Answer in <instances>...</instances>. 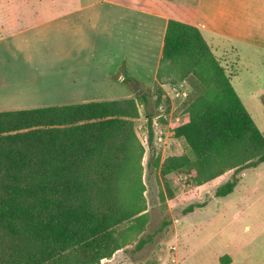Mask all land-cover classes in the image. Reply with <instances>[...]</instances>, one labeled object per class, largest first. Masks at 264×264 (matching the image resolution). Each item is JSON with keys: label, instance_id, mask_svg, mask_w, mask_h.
I'll list each match as a JSON object with an SVG mask.
<instances>
[{"label": "trees", "instance_id": "16d2710c", "mask_svg": "<svg viewBox=\"0 0 264 264\" xmlns=\"http://www.w3.org/2000/svg\"><path fill=\"white\" fill-rule=\"evenodd\" d=\"M186 80L201 93L172 127L184 153L162 163L153 156L147 114V167L162 177L184 173L191 187L231 175L203 201L175 209L176 220L230 196L243 172L264 164V137L220 60L198 28L170 19L150 94L154 107L168 111L162 86ZM124 82L133 98L0 111V264H99L152 243L154 235L144 234V147L135 132L149 95L130 76ZM159 199L166 209L165 194ZM170 224L163 221L154 234ZM219 264L232 263L222 255Z\"/></svg>", "mask_w": 264, "mask_h": 264}, {"label": "crops", "instance_id": "0c3cea01", "mask_svg": "<svg viewBox=\"0 0 264 264\" xmlns=\"http://www.w3.org/2000/svg\"><path fill=\"white\" fill-rule=\"evenodd\" d=\"M10 11L15 14L8 17ZM170 19L198 28L210 40H264V0L0 3V111L133 98L124 76L131 77L136 61L148 60L154 61L155 76ZM227 75L231 83L234 75ZM170 130L162 123L153 134L163 145L180 141ZM220 178L211 190L226 180ZM222 255L232 264H264V164L243 172L230 196L212 198L175 221L172 264H219Z\"/></svg>", "mask_w": 264, "mask_h": 264}, {"label": "rangeland", "instance_id": "374dc122", "mask_svg": "<svg viewBox=\"0 0 264 264\" xmlns=\"http://www.w3.org/2000/svg\"><path fill=\"white\" fill-rule=\"evenodd\" d=\"M69 1L75 2V0ZM25 2H29V0H0V3L10 6ZM38 2L63 3L68 2V0H38ZM13 14L15 12H7L8 17ZM213 37L212 40L206 37L204 39L212 46L215 56L222 60V66L226 73L234 75L231 78V84L256 128L264 137V40L262 44H259L249 40L240 41L237 38L229 39L214 35ZM152 52H154V48H152ZM119 64L123 67L121 61ZM140 64H145L151 69H143ZM153 64L154 61L152 60L136 61L135 66L129 69L131 77L149 95V106L146 109L143 105L139 106L140 116L135 121V132L144 147V155L141 161L142 181L145 184L144 197L147 202L149 217L144 234L154 235L153 241L136 254H132L130 252L132 247H128L126 250L116 252L110 259L100 261L99 264H172L175 245V209L184 207L193 201H203L206 195L204 194L205 191H209V195H211V185H217L218 181H221L219 177V180L213 184L192 190L195 187L189 186L188 180L180 179L186 174L177 173L162 177L158 171H154L152 167H147L150 159V151L146 142L148 134L147 114L152 116V129L155 132L158 131L159 124L162 123L170 125L171 129L177 125L178 121L186 117L188 105L201 93V88L193 80H186L173 86L168 85L164 93L169 99V110L165 111L164 107L162 109L155 108L154 100L150 97L155 80ZM161 131L160 128L162 134ZM153 136V156H159L160 163L167 158L183 155L184 144L182 141H175L171 138L168 139V144L163 145L156 139L157 134H153ZM165 146H168L166 150L164 149ZM230 175L231 172H226L221 177L227 179ZM160 193L165 194L166 209L163 208V203L159 199ZM166 220H171V224L154 234L161 227L162 222Z\"/></svg>", "mask_w": 264, "mask_h": 264}, {"label": "built area", "instance_id": "2783aa9c", "mask_svg": "<svg viewBox=\"0 0 264 264\" xmlns=\"http://www.w3.org/2000/svg\"><path fill=\"white\" fill-rule=\"evenodd\" d=\"M157 140H158V142H162L161 141V138H158ZM181 178H182L183 181H186L187 180V177L186 176H181L180 179Z\"/></svg>", "mask_w": 264, "mask_h": 264}]
</instances>
